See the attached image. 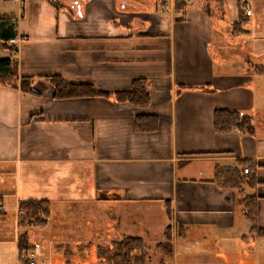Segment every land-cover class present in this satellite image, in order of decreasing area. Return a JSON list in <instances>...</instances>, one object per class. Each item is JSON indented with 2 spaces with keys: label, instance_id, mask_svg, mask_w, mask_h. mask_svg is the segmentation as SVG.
I'll use <instances>...</instances> for the list:
<instances>
[{
  "label": "crops",
  "instance_id": "1",
  "mask_svg": "<svg viewBox=\"0 0 264 264\" xmlns=\"http://www.w3.org/2000/svg\"><path fill=\"white\" fill-rule=\"evenodd\" d=\"M184 1L180 10L175 0H28L24 10L0 2V60L13 59L17 76L16 84L0 81V235L11 228L0 241L17 247L20 259L48 239L49 251L68 245L77 264H86L80 249L103 228H123V220L134 228V213L143 209L149 223L165 217L171 228L174 252L165 264H264L242 234L246 222L264 248V110L250 112L264 50L229 60L215 38L218 28L237 32L230 0ZM236 2L242 17L254 15ZM15 37L25 39L9 43ZM52 76L107 95L57 97ZM25 78L32 92L23 89ZM139 79L151 95L148 107L113 97ZM181 87L187 89L178 94ZM217 110L254 117L253 133L217 132ZM141 115L155 116L156 128L142 130ZM248 159L259 164L255 187L242 192L256 198L255 231L238 191L216 181L220 168ZM29 200L50 203L40 225L19 220L21 202ZM110 209L116 222L107 221ZM73 228H95L94 236Z\"/></svg>",
  "mask_w": 264,
  "mask_h": 264
},
{
  "label": "rangeland",
  "instance_id": "2",
  "mask_svg": "<svg viewBox=\"0 0 264 264\" xmlns=\"http://www.w3.org/2000/svg\"><path fill=\"white\" fill-rule=\"evenodd\" d=\"M236 1L237 0H235V7L231 0L228 2V10H230L231 14H235L234 17L230 16L229 21L231 25L233 24L234 27H237L236 28L237 32L227 31L226 33L223 32V34L221 35L222 31L217 27L218 30H216L217 36L215 38V43L217 45L220 44V47L225 52V55L227 54L226 57L229 60H231V58H237L240 62V60H245V58H248L249 52L251 54L249 55V58L253 59L252 53L261 49L264 50V0H249L251 6L255 11L254 15L250 18L241 16L242 11ZM217 11H218L216 12L217 15L220 16L221 12L219 10ZM218 23L219 26L222 27V25H225L227 22L225 20H222V22L218 21ZM237 50L242 51L243 57L240 56V53ZM243 52L245 53L243 54ZM254 90L256 93L257 106L254 109L250 110V112L255 115L258 109L264 110V73L256 77ZM84 96H91V95H84ZM139 212L140 215H138ZM39 214L41 215V218L36 217ZM37 215H35L33 218L30 219L31 225L34 224V222L37 223L38 225H40L41 222H44L45 214L39 212ZM101 217L103 218V222H104L105 221L104 214ZM134 217L136 219H139L137 221L138 223L137 226H135L134 228L130 227V224L127 221L123 220L121 221V224L124 225L123 228H120L121 226L119 228H114L112 231L108 232L107 234L103 232L105 228H103L102 230L103 234H98L95 236L93 234L95 228H79V229L73 228L72 232L74 231V234L79 233L80 235L86 237L94 236L91 246H88L86 250L80 249V253L86 260V264H115V260L113 259L114 257H112V255L114 254L116 248L113 246V242L123 239L125 235H134V236L143 235V237L147 238L148 243L152 246L150 249V254L153 259L152 264H165L163 260L166 258V254L164 251L158 250L156 248V242L164 239V232L165 229L167 228L168 221L164 217L162 221H158L155 224L149 223L150 217L147 214V210H143V209H141V211H136L134 213ZM75 219H79V218L75 216ZM19 220H21V217H19ZM117 220L118 218H116V211L115 210L111 211L110 209L109 219H107V221L109 223H112V222H116ZM240 220H242V213L238 212V222H240ZM243 226H247V227L244 228L242 234H244L249 239H251L252 244L257 245V251L255 253L257 256L256 259L264 262L263 246L259 244L260 242L257 239V236H255L250 232V228H249L250 225L245 222ZM10 230L11 228H7L5 234L0 235V238L7 239L6 237H9ZM1 231L2 230L0 228V233ZM44 241H45L43 242L44 244H41V242L37 241V244L35 245L36 250L39 248V253L36 257V260H38L37 264H77L78 263V260L75 258V256H71L73 251H75L73 250V248H70L68 245L67 246L65 245L62 250L61 249H58V251L52 250L53 251L52 252L49 251L51 250V242L48 239H45ZM58 241L60 240L58 239ZM58 241L56 244H59ZM184 242H185L184 238L180 239L179 241L178 250H180L181 252H183L185 249ZM28 246L33 247V245H28ZM47 246L48 248L46 249ZM228 247L231 250L233 249L234 247L233 241L228 243ZM44 250H45V255L43 252ZM76 251H78V249ZM32 252L25 253V255L22 256V259H20L21 257H19L18 255L17 247L14 248L13 245H7L4 242L0 241V264H28L29 260L31 259L30 253ZM59 252L65 254L66 259L63 258L61 254L60 256L62 258L57 259L56 254ZM51 253L52 255L50 256ZM23 259L25 260L24 263L22 261Z\"/></svg>",
  "mask_w": 264,
  "mask_h": 264
},
{
  "label": "trees",
  "instance_id": "3",
  "mask_svg": "<svg viewBox=\"0 0 264 264\" xmlns=\"http://www.w3.org/2000/svg\"><path fill=\"white\" fill-rule=\"evenodd\" d=\"M157 3L161 2L162 5H168V0H154ZM185 1L175 0V8L178 10L183 9ZM7 37V36H5ZM11 48L14 52L13 47ZM51 82L55 85L57 97H70V96H84V95H107L96 90L90 85L84 84H70L58 76L50 77ZM0 81L9 84H16L17 76L14 70L13 59L0 60ZM22 87L26 91L32 92L31 80L25 78L22 80ZM187 89L181 87L177 90L180 94ZM191 89V88H190ZM113 97L120 103H130L136 107L145 108L151 104V95L148 86L143 79L136 80L133 87L128 91L116 92ZM138 125L142 130L146 126L152 124L151 130L156 128L157 118L155 116L141 115L137 117ZM254 117L238 110H217L214 116V125L217 132H230L239 130L242 132L253 133L255 124ZM259 164L252 159L240 160L239 166L234 168H220L217 171L216 181L221 188H232L238 191V206L244 212L246 219L252 224V229L255 231L256 217H255V201L254 195L244 196L242 194L243 188L246 186L255 187L256 182L254 178L255 170ZM23 214L21 220L23 224L30 223V219L37 215L39 212L45 215L50 212V203L48 200H29L22 201L20 205ZM40 215V214H39ZM28 225V224H27ZM30 248L31 246L24 245ZM113 246L116 248L112 257L115 264H152L153 259L150 254V244L141 236L125 235L123 239L114 241ZM158 250H162L167 255H172L174 246L170 234V228H166L164 240L157 243Z\"/></svg>",
  "mask_w": 264,
  "mask_h": 264
},
{
  "label": "built area",
  "instance_id": "4",
  "mask_svg": "<svg viewBox=\"0 0 264 264\" xmlns=\"http://www.w3.org/2000/svg\"><path fill=\"white\" fill-rule=\"evenodd\" d=\"M2 1H5V0H0V2H2ZM16 1L21 5V9L24 10L25 4H26V2L28 0H16ZM241 2H242V6L245 9L246 14L247 15H251L253 13V9H252L250 1L249 0H242ZM24 39H25L24 37H21V38L20 37H17V38L15 37V38H12L9 41V43L17 44V43H19L20 41H22ZM2 209H3L2 206H0V211H2ZM36 217L37 218H41V215H37ZM38 250H39V248H38ZM38 250L37 251L35 250V251H33L31 253V259L29 260L28 264H37L38 263V260H36V257H37V255L39 253Z\"/></svg>",
  "mask_w": 264,
  "mask_h": 264
},
{
  "label": "bare ground",
  "instance_id": "5",
  "mask_svg": "<svg viewBox=\"0 0 264 264\" xmlns=\"http://www.w3.org/2000/svg\"><path fill=\"white\" fill-rule=\"evenodd\" d=\"M9 1H11V2H17L16 0H5V1H2V2H9Z\"/></svg>",
  "mask_w": 264,
  "mask_h": 264
}]
</instances>
